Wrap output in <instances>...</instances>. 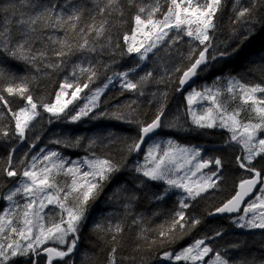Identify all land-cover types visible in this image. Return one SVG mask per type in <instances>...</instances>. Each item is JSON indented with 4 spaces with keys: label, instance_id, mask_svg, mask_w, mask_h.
<instances>
[{
    "label": "snow or ice",
    "instance_id": "obj_1",
    "mask_svg": "<svg viewBox=\"0 0 264 264\" xmlns=\"http://www.w3.org/2000/svg\"><path fill=\"white\" fill-rule=\"evenodd\" d=\"M223 6L224 0H90V3L88 0H79L78 3L64 0L63 4L59 0H8L7 3H0V56L31 65L37 71L41 64L54 72L61 71L68 60L78 53L84 56H115L121 45L119 36H113V28L127 23L126 10L135 9L131 17L133 38L137 33L143 37L137 46L135 43L129 44V35L124 33L126 48L119 51V55L135 53L139 62L128 70L107 76L102 87H89L99 79L100 60L93 62L88 58L72 64L70 76L73 79L70 81L69 77H65L53 103L35 100L29 79L23 77L16 82L17 78L0 63V81H9L0 83V107L7 108L14 122V125L0 123V138L14 136L24 141L32 122L41 117L39 109L42 108L43 112L50 114L49 123L52 118H66L74 123L92 114V119L103 117L135 124L138 135L131 143H126L122 151L128 155L139 153L146 138H150L157 129L182 127L179 116L168 125L163 123L167 92L160 94L159 106L150 122L139 118L134 107L137 104L135 100L123 106L127 111L118 109L111 113H96L101 96L114 80L120 83L121 95L123 91H128L138 96L145 95V88L150 83L171 82L172 76L167 72L157 79L152 71H147L135 80L130 78V73H135L154 49L161 45L171 48L187 37L188 52L183 55V60L188 61L187 66L182 63L173 69V72L181 73L176 91L182 92L184 86L211 62L230 55L226 51L214 50L213 45L217 14L223 10ZM262 10L264 3L261 0H250L248 5L234 0L232 23L248 26V34H251L252 26L264 22ZM55 31L64 35L56 37L49 34ZM110 66L102 64L105 72ZM82 78L83 83L80 82ZM220 80L217 77L213 85H205L199 90L192 88L185 96V112L191 125L197 129L226 130L229 136L225 144L239 146L242 154L235 156V163L250 176L241 179L235 194L208 215L240 212L243 204V214L233 220L235 226L264 233V166L260 169L256 167L257 163L264 161V85H249L236 77H228L221 86ZM68 89H73L71 98L63 100L62 97L69 95ZM85 89H89L91 94L81 97L79 94ZM3 93L20 97L25 101L24 106L13 111ZM152 96L156 98L157 93H152ZM77 99H83L85 103L77 106L78 110L69 109V105H73ZM203 102H207L206 105ZM194 105H199V110ZM4 119L5 113L0 111V121ZM51 142L72 147L80 144V138H76L74 143L60 139ZM96 144V139L90 140L89 150ZM15 152V148L10 149L6 165L0 169L6 178L20 177L15 186L0 195V199L6 202V207L0 210V264H40L41 255L46 256V264H53L54 260L69 264L65 258H70L77 248L90 204L123 165L113 156H98L95 151H90V156L81 160L72 161L58 151L45 152L41 149L43 155L37 154L28 160L25 154V158L18 161L19 166H14ZM224 166L222 158L204 159L200 148L182 146L172 139L150 144L144 155V163L137 164L134 171L148 181H162L167 185L161 193L153 194L155 200H163L172 189L180 190L183 195L178 200L179 209L167 228L161 226L157 238L149 240L141 227L136 239L144 240L149 247L158 242L163 246L165 242H174L177 231L183 233L199 225L201 219L188 217L186 210L192 208V202L202 199L209 190L219 188L224 179ZM204 169L209 171L205 173ZM253 194V199L246 200ZM125 199L128 203L123 207L128 213L132 207L131 201L137 196L132 193ZM132 223L140 225L142 218L134 217ZM94 231L98 238L103 240L107 237L106 242L111 244L107 264H137L136 256L118 257L124 246L123 222L113 224L109 221L106 226L97 223ZM222 234V230H217L214 236L197 239L178 253L165 251L161 259L202 264L204 258L213 253L214 258L207 264H264V258H230L229 248L241 249L242 243H233L214 251L206 241ZM261 246L264 248V244ZM140 248L141 244L136 243L133 250L139 251ZM140 264H145L143 257Z\"/></svg>",
    "mask_w": 264,
    "mask_h": 264
},
{
    "label": "trees",
    "instance_id": "obj_2",
    "mask_svg": "<svg viewBox=\"0 0 264 264\" xmlns=\"http://www.w3.org/2000/svg\"><path fill=\"white\" fill-rule=\"evenodd\" d=\"M7 2L8 0H0V3ZM63 2L64 0H59V3L63 4ZM78 2L79 0H74V3ZM88 2L90 3V0ZM240 2L244 5L250 4V0H240ZM233 3L234 0H224L223 10L217 14V31L213 37L214 50L226 51L230 55L211 62L204 71L200 72L193 86H200L201 84L211 86L217 77L222 80L231 76H235L249 85L256 83L264 85V22L256 23L252 26L251 34H248V26L232 23L235 15ZM261 3H264V0H261ZM134 12V8L126 10L125 19L127 23L122 27L113 28V36H119L121 45V49L117 50L115 56H96V54L84 56L78 53L68 60L63 70L56 72L44 68L42 64L39 65L40 70L37 71V68L31 65L6 59L3 56H0V63H3L17 78L16 82H19L20 78L27 77L34 99L42 100L45 103L54 102L55 94L60 90L59 86L66 76L69 77L70 81L73 79L70 76L72 64L81 59L90 58L93 62L97 59L101 61L99 79L95 83L90 84L89 87L90 89L102 87L106 83L107 76H112L113 72L128 70L139 62L135 53L119 55V51L126 48L123 41L124 33L126 32L128 35L132 33L134 25L131 17ZM49 34L56 37L64 35L60 31L50 32ZM245 36H247V39H245ZM187 52V37H184L180 43L171 48L161 45L158 49H154L153 52L148 54V58L136 72L130 73V78L135 80L145 72L152 71L154 77L159 79L165 76L167 72L172 76V81L150 83L145 88L144 96H138L128 91H123V95H121V87L115 84L105 90L100 98V107L95 110L96 113L102 111L111 113L118 109L127 111V108L123 106L135 100L137 104L134 107L137 108L139 118L145 122H150L159 106L160 94L167 92L163 123L168 125L179 116V124L182 127L169 128L165 126L160 129L158 135L174 138L177 142L189 146H203L207 159L218 156L224 160V179L220 182L219 188L209 190L202 199L192 202V208L186 210L188 217H198L201 219V223L190 231L183 233L177 231L174 234L173 243L165 242L161 246L158 242L156 245L149 247L144 240L136 239L141 227L145 229L144 235L149 240L157 238L161 226L167 228L175 211L179 209V196L176 193H170L163 200L153 199V194L161 193L166 188V185L160 181H148L134 171L137 166V158L142 153L139 155L135 153L128 155L122 149L126 143H131L132 139L137 137L138 128L135 124L123 123L103 117L92 119L90 118L92 114L74 123L69 122L66 118L59 120L52 118V122L49 123L50 114L43 112L41 108L39 109L41 117L32 122L31 130L26 132L24 141H20L14 136L9 139L0 138V169L6 165L7 156L11 148L16 149L13 155L14 166H19L18 161L24 159L25 154L30 160L39 149H54L69 158L90 155V151H95L98 156L111 155L123 165L121 170L115 173L112 179L107 182L98 198L90 204L87 218L80 230L77 248L70 258H65L69 261V264H107V255L111 244L106 242L107 237L103 240L98 238V234L94 231V225L104 223L106 226L109 221L113 224L123 222L125 226L124 246L118 253V257L136 256L137 264H140L141 257L144 258L145 264H162L161 257L165 251H179L197 239L205 236H214L217 230H222V236L206 241L214 251L222 250L233 243H242L241 249L229 248L230 258H264V248L261 246L264 244V233L260 230H241L233 223V217L240 214L242 210L236 214H227L218 218L208 215V212L213 211L227 201L235 193L239 181L248 178L250 174L236 165L235 156L241 155L242 151L235 144H225L229 136L226 130L220 128L197 129L191 125L190 118L185 112L187 107L185 100L186 91H176L179 86L178 78L181 73L173 72L175 66H179L182 63L187 66L188 61L183 60V55H186ZM102 64H110L111 66L105 72ZM33 77H35L34 80ZM8 82L7 79L0 81L2 84ZM80 82L83 83L84 79L82 78ZM72 90L69 89V93ZM152 93H157L156 98H153ZM3 94L13 111H17L24 106L25 101L20 97L16 95L9 96L7 93ZM86 94H91L89 89H85L81 93L82 96ZM81 104L82 100H76L73 105H70L69 109L75 108L77 110V106ZM0 111L5 113V119L0 121V123L14 125L10 115L7 113V108L0 107ZM76 138H80V144L72 147H65L63 144L51 142L60 139L74 143ZM92 139H96L97 144L93 149L89 150V141ZM33 144L35 147H32ZM262 166H264V161L256 164L258 169ZM19 178V176L6 178L3 172L0 171V195H3ZM132 193L136 194L137 199L131 201L132 207L126 213L123 205L128 203V201L125 197ZM4 205V202L0 199V210L4 208ZM134 217L142 218V223L134 225L132 223ZM136 243L141 244L139 251L133 250ZM40 264H46L45 255H41ZM53 264H64V262L54 260Z\"/></svg>",
    "mask_w": 264,
    "mask_h": 264
},
{
    "label": "rangeland",
    "instance_id": "obj_3",
    "mask_svg": "<svg viewBox=\"0 0 264 264\" xmlns=\"http://www.w3.org/2000/svg\"><path fill=\"white\" fill-rule=\"evenodd\" d=\"M143 39V37L141 36V34L140 33H137L136 34V36H135V38H133V36H132V33L131 34H129V41H128V43L129 44H132V43H135L137 46H139V43L141 42V40ZM145 43H147L146 41H145ZM146 61V60H145ZM144 61V62H145ZM231 77H235V76H231ZM226 79V78H225ZM225 79H222V80H220V85L222 86L223 84H224V81H225ZM115 84H118L119 86H120V83H119V81L118 80H114V82H113V84H111V85H109V87H111V86H113V85H115ZM205 85H207V84H201L200 86H192V88H196V89H201L203 86H205ZM213 85V84H212ZM208 86H210V85H208ZM108 87V88H109ZM192 88H190L188 91H186V94H185V96L187 95V93L189 92V91H191V89ZM68 91V93H69V89L67 90ZM81 97H83L82 95H81V93L79 94ZM257 95H259V94H257ZM71 98V96H70V93H69V95H67V96H64V97H62V99L63 100H67V99H70ZM77 100H82V104L80 105V106H82L83 105V103H85V100H83V99H77ZM54 102H55V100H54ZM75 102V101H74ZM53 103V102H52ZM205 105H206V103L207 102H203ZM232 106H235V105H232ZM69 107H70V105H69ZM194 107L195 108H197V110H199V105H194ZM77 110H78V107H77ZM168 139H172V140H174V141H176L174 138H171V137H163V136H160V135H157V136H155L154 138H152L147 144H146V147L144 148V152L142 151L140 154V157L139 158H137V164H142V163H144V155H145V153H146V151H147V148H148V146L150 145V144H152L154 141H156V142H161V143H163V142H165V141H167ZM177 142V141H176ZM178 144H180V145H182V146H189V145H185V144H181V143H179V142H177ZM189 147H191V146H189ZM195 147H198V148H200L201 150H202V157L204 158V159H207L206 157H205V148L203 147V146H195ZM40 150L41 149H39L34 155H37V154H40V155H43V153H40ZM45 150V152H48V151H57V150H54V149H50V150H48V149H44ZM33 155V156H34ZM63 157H65L66 159H70V160H72V161H77V160H81L82 158H84V157H86V156H90V155H84V156H81V157H76V158H69L68 156H64V155H62ZM205 173H207L208 171H209V169H204L203 170ZM20 179V178H19ZM19 179L10 187V188H12L13 186H15L17 183H18V181H19ZM62 179V178H61ZM193 179H195V178H193ZM160 182H162V181H160ZM163 183V182H162ZM166 187H167V185H166ZM170 193H176V194H178V196H179V198L183 195V193L180 191V190H178V189H172V190H170L169 192H168V194H170ZM254 197H252V199H253ZM2 200V199H1ZM3 201V200H2ZM4 202V207H6V202L5 201H3ZM245 206V205H244ZM47 211V210H46ZM241 214H243V212L241 211L240 212V214H238V215H236V216H234L233 217V220L234 219H236L239 215H241ZM240 229V228H239ZM241 230H245V229H241ZM246 231H248V230H246ZM194 243V242H193ZM192 243V244H193ZM192 244H190V245H192ZM188 247V246H187ZM184 249V248H183ZM182 250V249H181ZM181 250H179V251H175V252H172V253H178V252H180ZM214 258V255H213V253H209V255L208 256H206L205 258H204V262H202V264H207V262L208 261H210L211 259H213ZM161 263L162 264H190V262H184V261H172V260H161ZM198 264H200V262H198Z\"/></svg>",
    "mask_w": 264,
    "mask_h": 264
},
{
    "label": "water",
    "instance_id": "obj_4",
    "mask_svg": "<svg viewBox=\"0 0 264 264\" xmlns=\"http://www.w3.org/2000/svg\"><path fill=\"white\" fill-rule=\"evenodd\" d=\"M196 80H197V77L193 78V80L190 81L189 84H186V85L184 86V90H183L182 92L187 91L190 87H192L193 85H195ZM160 129H161V128H160ZM160 129H157L155 133L151 134L150 138H146L145 144L142 145V149H141V151H140L139 153H135L136 155H139V154L144 150V148L146 147V144H147L152 138H154L155 136H157V135L159 134ZM257 187H259V185H258ZM234 194H235V193H234ZM234 194H233V195H234ZM233 195H232V196H233ZM232 196H231V197H232ZM253 196H254V194H253L252 196L246 198V200H249V199L252 198ZM231 197H230V198H231ZM230 198H229V199H230ZM220 206H221V205H220ZM243 207H244V205L242 204V205H241V210L243 209ZM236 213H238V212H236ZM236 213H231V214H229V213H225V214H216V215H212V217H213V218H218V217H221V216H223V215H227V214L232 215V214H236Z\"/></svg>",
    "mask_w": 264,
    "mask_h": 264
}]
</instances>
